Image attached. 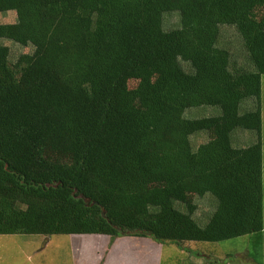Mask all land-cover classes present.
<instances>
[{
	"label": "trees",
	"instance_id": "obj_1",
	"mask_svg": "<svg viewBox=\"0 0 264 264\" xmlns=\"http://www.w3.org/2000/svg\"><path fill=\"white\" fill-rule=\"evenodd\" d=\"M6 11L17 21L0 38L35 51L12 66L0 43V235L181 245L264 231V0H0ZM175 11L180 27L166 30ZM222 25L252 68L218 46ZM197 106L221 114L187 118ZM236 129L257 141L235 147ZM198 131L208 140L194 149ZM206 194L217 206L202 226Z\"/></svg>",
	"mask_w": 264,
	"mask_h": 264
},
{
	"label": "rangeland",
	"instance_id": "obj_2",
	"mask_svg": "<svg viewBox=\"0 0 264 264\" xmlns=\"http://www.w3.org/2000/svg\"><path fill=\"white\" fill-rule=\"evenodd\" d=\"M16 21L17 14L15 11L0 12L1 24L15 23ZM163 26L166 30L179 28V13L177 11L165 13ZM0 43L9 47V60L12 66L15 65L22 54H32L35 51V45L32 43L23 45L3 38H0ZM218 46L226 48L231 52L232 62L236 67L242 66L245 68H252L243 39L236 26H221V35ZM181 62L186 70H190L187 62ZM137 85V80L130 82L132 88L137 87ZM260 101L264 130V75H262V95ZM255 103V100L252 98L245 99L241 105L240 113L253 109ZM220 114L221 109L219 107L197 106L187 109L185 115L187 118L194 119ZM241 136L244 137V139L241 140ZM262 138L264 144V133ZM251 139H257V133L255 131L236 129L232 133V144L235 147H238L241 144H248ZM207 140L208 134L206 131H198L191 136V143L194 149ZM195 202L198 208L194 213V218L200 225L205 226L212 213L215 211L217 199L211 194H206L203 197H196ZM177 206L179 209L186 211L185 205L178 202ZM250 236L256 237L255 242L250 241ZM123 237L125 238L122 241H126V245L116 253V251H112V245L117 238L112 240L108 235H0V264H191V259L181 254L180 247H178L181 245L179 244L166 243L163 250L164 252L161 256L159 255L161 253L160 250H150L154 255L153 258L147 256V250L144 249L143 245L137 246L136 248V246L134 247V243L151 242L155 246L156 241H154V239L138 236H122L120 238ZM261 237H263L264 241V231L263 233L248 234L220 242H189V245L193 244V247L201 246L206 249H215L214 253H216V256H225L224 254L228 252L235 254L238 251L248 250L255 259L260 261V264H264V255H260V253L264 251V242L263 249L262 246H259V239ZM85 239L88 240L85 241ZM130 241L132 244L129 247L128 242ZM95 249L99 251V254L96 253ZM151 252H149V255H151ZM158 252L159 254H157Z\"/></svg>",
	"mask_w": 264,
	"mask_h": 264
},
{
	"label": "crops",
	"instance_id": "obj_3",
	"mask_svg": "<svg viewBox=\"0 0 264 264\" xmlns=\"http://www.w3.org/2000/svg\"><path fill=\"white\" fill-rule=\"evenodd\" d=\"M263 116V115H262ZM263 133L264 130L262 128V132H261V139L263 141ZM241 140L244 139V137L241 136L240 138ZM258 139V136H257ZM257 139H251V141L248 144H241L238 147H245L249 144H251V142H255L257 141ZM237 143V142H236ZM263 150H264V144H263ZM263 233V232H262ZM72 235H79V234H72ZM81 235H98V234H81ZM241 237V236H240ZM251 238V242H255L256 237L255 236H250ZM125 237L120 238L118 237L114 243H113V249L112 251L116 253L118 252V250H120L121 248H124V246L126 245V241H122ZM139 239H143V238H139ZM88 239H85V241ZM146 240V239H145ZM194 242V241H191ZM263 237H261L259 239V246H262L263 249ZM209 243V242H207ZM81 244V243H78ZM132 244V242H128V246L130 247V245ZM167 244H172V243H167ZM174 244V243H173ZM144 246V249L147 250L146 254L149 257H153L154 255L152 254V252L150 250L153 249H158L160 250V254L159 252L157 254H159L160 256L163 254V250L164 247L166 245L165 244H161L156 242L155 246L154 244H152L151 242H140V243H134V247L136 246ZM178 245V244H176ZM193 245V244H192ZM192 245H189V242H184L181 244V246L179 249L181 250V254H183L185 257L190 258L191 259V264H260V261H258L257 259H255L253 257V255H251V253L248 250H242V251H238L235 254L228 252L225 253V256H216V253H214L213 249H206L204 247L198 246V247H193ZM96 253L99 254V251L97 249H95ZM151 252V255H149V252ZM170 251V250H168ZM187 251V252H186ZM260 255H264V251H262L260 253ZM263 260V257H262ZM116 264H120V263H116ZM153 264V263H152Z\"/></svg>",
	"mask_w": 264,
	"mask_h": 264
},
{
	"label": "water",
	"instance_id": "obj_4",
	"mask_svg": "<svg viewBox=\"0 0 264 264\" xmlns=\"http://www.w3.org/2000/svg\"><path fill=\"white\" fill-rule=\"evenodd\" d=\"M81 197L84 198L87 204H90V199L86 198L84 195H81ZM103 215L106 216V211H103Z\"/></svg>",
	"mask_w": 264,
	"mask_h": 264
}]
</instances>
